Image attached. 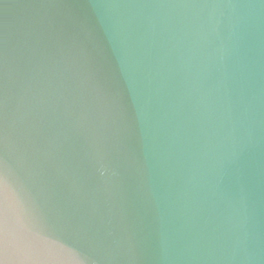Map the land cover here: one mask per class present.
<instances>
[{
  "label": "water",
  "instance_id": "1",
  "mask_svg": "<svg viewBox=\"0 0 264 264\" xmlns=\"http://www.w3.org/2000/svg\"><path fill=\"white\" fill-rule=\"evenodd\" d=\"M0 264H264V0H0Z\"/></svg>",
  "mask_w": 264,
  "mask_h": 264
}]
</instances>
